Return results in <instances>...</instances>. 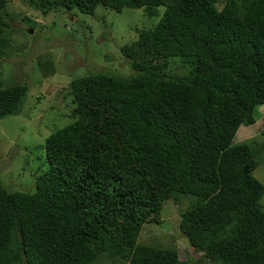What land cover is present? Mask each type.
Wrapping results in <instances>:
<instances>
[{"label":"trees","instance_id":"1","mask_svg":"<svg viewBox=\"0 0 264 264\" xmlns=\"http://www.w3.org/2000/svg\"><path fill=\"white\" fill-rule=\"evenodd\" d=\"M7 1L0 59L14 17ZM24 3L42 14L163 10L120 47L131 73L68 82L71 121L45 138L47 167L35 189L0 184V264H95L101 255L119 264H264V184L253 175L264 141L232 142L264 104V0ZM174 61L180 71L172 73ZM25 91L0 79V117L18 112ZM182 199L177 226L192 261L176 248L136 243L143 223H157L166 201Z\"/></svg>","mask_w":264,"mask_h":264},{"label":"rangeland","instance_id":"2","mask_svg":"<svg viewBox=\"0 0 264 264\" xmlns=\"http://www.w3.org/2000/svg\"><path fill=\"white\" fill-rule=\"evenodd\" d=\"M148 6V5H145ZM154 7V6H150ZM113 9L97 7L85 14L75 7L58 8L42 14L24 3L8 0L4 11L10 34L9 54L0 59L2 86L21 83L26 86L18 112L0 117V184L14 191L32 192L47 167L44 140L54 130L71 121L68 82L96 71L120 76L131 73L120 47L131 43L139 30L153 27L163 10L155 6ZM26 15L27 20L22 17ZM175 60V59H173ZM179 63L169 64L171 72H179ZM255 121L239 125L232 142L253 139L264 141V104L255 106ZM261 153V152H260ZM264 155V148L262 150ZM264 159V156L261 157ZM254 177L264 184V161L257 157ZM264 204V194L258 200ZM187 201H166L157 223H143L136 243L163 248H176L181 260L192 261L187 239L178 229L179 212ZM95 264H119L101 255Z\"/></svg>","mask_w":264,"mask_h":264}]
</instances>
